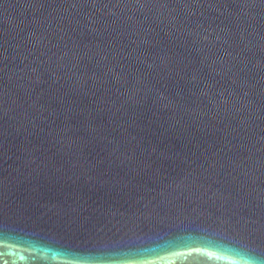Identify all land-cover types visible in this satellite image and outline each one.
Wrapping results in <instances>:
<instances>
[{
  "label": "water",
  "instance_id": "water-1",
  "mask_svg": "<svg viewBox=\"0 0 264 264\" xmlns=\"http://www.w3.org/2000/svg\"><path fill=\"white\" fill-rule=\"evenodd\" d=\"M0 264H264V0H0Z\"/></svg>",
  "mask_w": 264,
  "mask_h": 264
}]
</instances>
